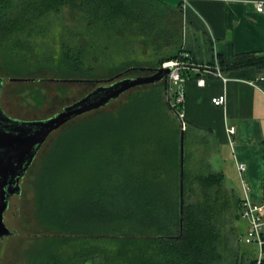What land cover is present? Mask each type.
Masks as SVG:
<instances>
[{"label": "trees", "instance_id": "trees-1", "mask_svg": "<svg viewBox=\"0 0 264 264\" xmlns=\"http://www.w3.org/2000/svg\"><path fill=\"white\" fill-rule=\"evenodd\" d=\"M64 8L69 19L78 17L91 30L101 27L112 37L117 31L133 33L153 44L154 54L165 50L159 66L181 59L180 25L174 30L161 26L159 0H0V55L5 62L16 61L8 63L10 71L22 61L34 65L38 55L30 36L35 23ZM161 38L162 46L157 45ZM84 52L81 46L62 42L59 75L90 77L95 71ZM218 59L224 69L264 65V56L255 53L230 58L218 54ZM160 89L137 92L116 112L79 121L57 139L35 180L38 220L57 234L44 237L29 253L30 264H223L222 229L235 221L232 202L240 217L241 200L224 185L223 173L210 169L207 158L188 162L191 157L185 152L181 226L182 128H173L164 111H177L171 92L169 101L168 96L164 100L165 80ZM183 132L186 145L187 124ZM240 221L238 244L245 225ZM245 263L254 264L255 259L234 264Z\"/></svg>", "mask_w": 264, "mask_h": 264}, {"label": "rangeland", "instance_id": "rangeland-1", "mask_svg": "<svg viewBox=\"0 0 264 264\" xmlns=\"http://www.w3.org/2000/svg\"><path fill=\"white\" fill-rule=\"evenodd\" d=\"M156 12L161 26L166 30H173L180 25V19L176 12L163 11L161 9ZM68 12L64 8L59 13H51L42 20L35 23L32 35L30 36L33 52L37 58H52L50 61H40L34 65L24 66L16 65L17 70L13 72L8 69L12 59L6 62L0 55V77L4 84L0 93V105L6 114L20 120H38L53 116L60 112L66 105L81 99L86 94L94 90L98 83L92 82H52V81H10V78H77L62 77L59 75L57 68V60L60 53V44L62 42L69 43L70 46L78 45L85 49L84 54L89 58L86 63L94 67V73L87 79H104L110 78L131 67H158V61L161 56L165 55V50L154 54V45L143 43L137 39L133 33L117 31L116 36H108L105 29L98 28L96 31L91 30L85 25L86 21L79 20L78 17L69 19ZM179 33V32H178ZM177 30L175 36L178 35ZM184 29L181 28L180 36L182 38V46L184 41ZM24 37V36H23ZM164 38L160 39L161 45ZM161 48V47H160ZM159 48V49H160ZM160 51V50H159ZM162 54V55H161ZM179 61L180 60H172ZM16 62V61H15ZM42 62V63H41ZM168 62V61H165ZM163 62V63H165ZM162 63V64H163ZM7 64V65H6ZM27 64V63H25ZM162 66V65H160ZM150 72L135 70L126 73L118 79L124 77H135L148 75ZM117 79V80H118ZM105 83L103 85H108ZM161 84L163 81L155 84L133 87L122 93L117 99L111 100L107 105L82 114L73 118L53 131L42 147L39 149L33 163L29 167L27 173L21 180L22 191L19 197L14 198L12 202L16 206L6 217L7 224L15 228L16 234L0 240V264H30L29 253L33 252L43 243V238L49 235H55L57 232L52 228H47L38 220L37 217V196L35 191V180L41 169L42 162L45 160L48 152L54 146L57 139L63 135L66 130L86 118L96 116L104 112H116L129 98V96L137 92L159 91L161 92ZM100 85V84H99ZM171 102L174 101L175 87L170 90ZM164 100L167 95L164 93ZM178 109V108H177ZM167 116L172 121L173 128L180 124L177 113L173 110L165 108ZM168 122V121H166ZM181 126V124H180ZM177 128V127H176ZM183 130V129H182ZM181 132V131H180ZM180 138V135H179ZM62 142V140H60ZM194 134L188 137L185 145V152L191 158L188 162H197L199 158H207L202 148L195 147ZM103 159V156H97ZM76 158H74V161ZM74 164V163H72ZM71 165L70 167H73ZM48 196V195H47ZM103 201V200H102ZM102 201H99L98 207H102ZM18 216H14L15 212ZM231 213L235 221L230 222L222 229V238L220 249L224 255L223 264H234L236 261L240 263L242 258H254L257 253L255 244H247L239 240L236 241L237 234L241 232V221L235 204L232 202ZM245 225L241 234L244 233ZM226 242V243H225ZM242 255V256H241ZM246 264V263H245Z\"/></svg>", "mask_w": 264, "mask_h": 264}, {"label": "crops", "instance_id": "crops-1", "mask_svg": "<svg viewBox=\"0 0 264 264\" xmlns=\"http://www.w3.org/2000/svg\"><path fill=\"white\" fill-rule=\"evenodd\" d=\"M159 1L161 10L177 13L184 29L179 108L189 137L194 134L195 147L210 156V169L223 173L237 198L258 202L264 189V65L224 69L218 54L264 56V0ZM216 65L221 76L209 73ZM219 95L225 101L214 105L211 98ZM239 163L245 165L242 172Z\"/></svg>", "mask_w": 264, "mask_h": 264}, {"label": "water", "instance_id": "water-1", "mask_svg": "<svg viewBox=\"0 0 264 264\" xmlns=\"http://www.w3.org/2000/svg\"><path fill=\"white\" fill-rule=\"evenodd\" d=\"M138 70L150 72L148 75L124 77L126 73ZM170 69L158 67H131L110 78H10V81H52V82H92L100 83L94 90L81 99L66 105L60 112L45 119L20 120L5 113L0 105V239L13 236L4 223V211L8 206L11 194L21 193L19 179L23 178L33 163L39 149L48 136L60 126L73 118L107 105L111 100L117 99L125 91L138 86L155 84L160 81L167 83V96L169 101ZM118 79V80H117ZM108 85H103L108 83ZM0 77V93L3 87ZM184 132L181 130L179 138V208L180 224L182 226L183 191H184Z\"/></svg>", "mask_w": 264, "mask_h": 264}, {"label": "built area", "instance_id": "built-area-1", "mask_svg": "<svg viewBox=\"0 0 264 264\" xmlns=\"http://www.w3.org/2000/svg\"><path fill=\"white\" fill-rule=\"evenodd\" d=\"M258 11L262 10V2L256 4ZM164 67L170 69L169 82L170 90L175 87V96L173 106L177 107V116L179 117L181 128H185V121L183 113L180 111V104L184 99V81L185 78L182 75L183 65L179 61H168L162 64ZM213 75L221 76L219 67L216 65L214 72L209 71ZM225 101L224 95H219L211 98V102L214 105H222ZM230 134L234 133V128H229ZM245 169L244 163L238 164V170L242 172ZM240 217L245 222V231L239 236V240L244 241L247 244H255L257 246V253L254 257V264H263L264 258V189L263 195L260 201L254 202L248 198H244L240 204Z\"/></svg>", "mask_w": 264, "mask_h": 264}, {"label": "flooded vegetation", "instance_id": "flooded-vegetation-1", "mask_svg": "<svg viewBox=\"0 0 264 264\" xmlns=\"http://www.w3.org/2000/svg\"><path fill=\"white\" fill-rule=\"evenodd\" d=\"M23 178H21V179H19V182H21V180H22ZM21 184V183H20ZM21 191H22V187H21ZM21 194V193H20ZM20 194H11L10 195V197H9V201H8V206H7V208H6V210L4 211V223H5V225L12 231H15L14 232V235L16 234V230H15V228H12V227H10L8 224H7V222H6V217H7V215L10 213V212H12V209L16 206V204L14 203V202H12V200L14 199V198H17V197H19L20 196ZM15 217L16 216H18V212L16 211L14 214H13ZM13 235V236H14ZM9 237V236H8ZM7 238V237H6ZM1 240V239H0Z\"/></svg>", "mask_w": 264, "mask_h": 264}]
</instances>
